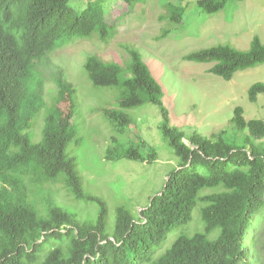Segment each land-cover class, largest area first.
<instances>
[{"label": "trees", "instance_id": "trees-1", "mask_svg": "<svg viewBox=\"0 0 264 264\" xmlns=\"http://www.w3.org/2000/svg\"><path fill=\"white\" fill-rule=\"evenodd\" d=\"M184 1L164 0L166 12L160 19L166 20L167 28L183 22ZM229 1L197 2L213 14ZM167 28L158 39L167 36ZM96 32L103 41L114 35L100 0L90 1L82 11L71 0H0V264H253L245 239L252 220L264 216V142H258L264 138V119H247L244 108L235 107L233 123L248 130L241 144L227 140L224 131L208 137L172 126L163 87L135 46H125L126 64L91 55L84 67L93 85L120 89V109L104 110L119 132L130 130L132 124L124 109L146 102L159 106L162 134L178 165L137 217L119 206L112 228L106 202L84 194L82 177L66 152L75 135L76 88L59 77L58 93L48 104L37 65L56 48ZM184 59L214 63L209 72L230 80L239 70L264 64V42L256 35L246 50L216 44L191 51ZM261 93L264 82H256L248 90L249 99L256 102ZM41 112L42 137L34 142L30 130ZM111 141L109 160L158 158L154 147L144 155L140 142L116 137ZM141 144L147 145L143 140ZM57 185L78 199L98 202L97 218L79 219L60 205L50 192ZM197 204L204 230L181 234L162 250L167 233L188 224ZM259 228L252 232L251 251L261 242Z\"/></svg>", "mask_w": 264, "mask_h": 264}, {"label": "rangeland", "instance_id": "rangeland-1", "mask_svg": "<svg viewBox=\"0 0 264 264\" xmlns=\"http://www.w3.org/2000/svg\"><path fill=\"white\" fill-rule=\"evenodd\" d=\"M90 1L71 0V4L82 11ZM197 1L185 0L183 22L167 28L166 20L160 19L166 12L164 0H136L134 4L128 0H100L105 7V21L113 26L114 35L108 41H103L97 32L90 38H74L38 62L37 68L45 79L43 94L48 104L58 93L59 77H64L76 88L75 135L66 152L82 177L84 194L106 202L110 228L115 225L119 206L126 207L135 217L139 215L150 199L163 190L169 174L178 165V158L162 134V112L152 102L124 109L132 119L130 130L119 132L114 127L104 110L120 109V89L93 85L84 67L88 56L97 55L106 61L126 64L129 55L125 46L137 47L163 87L170 124L187 134L198 131L211 137L224 131L227 140L241 144L248 130H239L233 123L235 107L242 106L247 119H264V93L258 95L256 102L248 95L252 84L264 82V64L239 70L232 79L226 80L209 72L214 63L184 59L191 51L216 44L246 50L256 35L264 42V0H230L224 9L213 14L203 11ZM165 28L171 31L158 39ZM44 122V112H41L30 130L34 142L41 140ZM112 137L125 143L140 142L144 155L149 154V147H154L158 158L153 162L127 158L109 160L107 150L113 144ZM142 140L146 146L141 144ZM258 142H264V138ZM50 192L79 219L97 218L98 202L78 199L63 185L52 187ZM252 221L245 249L253 264H264V216ZM258 225L262 239L256 244V250L251 251L252 232ZM203 230L201 204H197L188 224L173 227L167 233L162 250L181 234Z\"/></svg>", "mask_w": 264, "mask_h": 264}, {"label": "clouds", "instance_id": "clouds-1", "mask_svg": "<svg viewBox=\"0 0 264 264\" xmlns=\"http://www.w3.org/2000/svg\"><path fill=\"white\" fill-rule=\"evenodd\" d=\"M90 56H91V55H90ZM96 56H97V55H96ZM99 57H100V56H99ZM144 60H145V59H144ZM85 61H86V60H85ZM84 64H85V63H84ZM152 73H153V72H152ZM65 80H66V79H65ZM169 178H170V177H169ZM169 178H168V179H169Z\"/></svg>", "mask_w": 264, "mask_h": 264}]
</instances>
